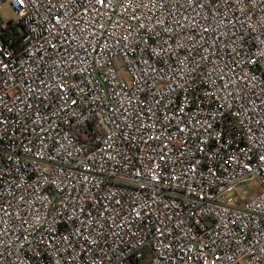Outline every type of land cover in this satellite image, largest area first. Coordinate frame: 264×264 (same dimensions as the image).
Listing matches in <instances>:
<instances>
[{
    "label": "built area",
    "instance_id": "obj_1",
    "mask_svg": "<svg viewBox=\"0 0 264 264\" xmlns=\"http://www.w3.org/2000/svg\"><path fill=\"white\" fill-rule=\"evenodd\" d=\"M4 6L0 264H264V0Z\"/></svg>",
    "mask_w": 264,
    "mask_h": 264
},
{
    "label": "rangeland",
    "instance_id": "obj_2",
    "mask_svg": "<svg viewBox=\"0 0 264 264\" xmlns=\"http://www.w3.org/2000/svg\"><path fill=\"white\" fill-rule=\"evenodd\" d=\"M0 18L2 19L4 26H8L10 24V21L13 19V13L8 6H4L2 8V10L0 11ZM242 188L243 190L248 191V198L257 195L260 192V185L257 181L247 182ZM234 198H236V194L234 192H231L225 196V200ZM150 259L151 256L147 254L145 262H143L142 264H148Z\"/></svg>",
    "mask_w": 264,
    "mask_h": 264
}]
</instances>
